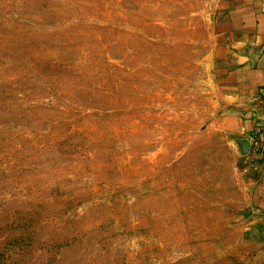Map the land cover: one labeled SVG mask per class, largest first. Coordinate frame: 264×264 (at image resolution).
<instances>
[{
  "label": "rangeland",
  "instance_id": "1",
  "mask_svg": "<svg viewBox=\"0 0 264 264\" xmlns=\"http://www.w3.org/2000/svg\"><path fill=\"white\" fill-rule=\"evenodd\" d=\"M215 4L0 0V264H264Z\"/></svg>",
  "mask_w": 264,
  "mask_h": 264
},
{
  "label": "crops",
  "instance_id": "2",
  "mask_svg": "<svg viewBox=\"0 0 264 264\" xmlns=\"http://www.w3.org/2000/svg\"><path fill=\"white\" fill-rule=\"evenodd\" d=\"M212 62L224 103L220 130L242 165L264 233V157L248 159V137L264 128V0H216Z\"/></svg>",
  "mask_w": 264,
  "mask_h": 264
},
{
  "label": "built area",
  "instance_id": "3",
  "mask_svg": "<svg viewBox=\"0 0 264 264\" xmlns=\"http://www.w3.org/2000/svg\"><path fill=\"white\" fill-rule=\"evenodd\" d=\"M247 142L250 150L248 159L256 160L264 157V128L260 132L252 133Z\"/></svg>",
  "mask_w": 264,
  "mask_h": 264
}]
</instances>
